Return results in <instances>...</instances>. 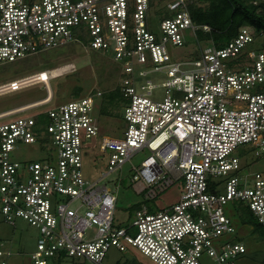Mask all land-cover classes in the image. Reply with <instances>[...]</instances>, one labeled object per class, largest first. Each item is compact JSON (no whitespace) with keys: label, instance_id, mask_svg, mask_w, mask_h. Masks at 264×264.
Masks as SVG:
<instances>
[{"label":"built area","instance_id":"obj_1","mask_svg":"<svg viewBox=\"0 0 264 264\" xmlns=\"http://www.w3.org/2000/svg\"><path fill=\"white\" fill-rule=\"evenodd\" d=\"M155 1L162 3L159 39L147 26L151 0H0V65L77 43L113 58L112 91L124 101L123 135L101 139L105 171L95 182L83 174L84 148L99 135L93 100L105 92L0 115L7 119L0 123V214L8 225L20 219L38 230L32 264L55 255L102 264L110 248L128 247L153 264H237L246 246L227 208L246 207L264 227V172L241 174L231 156L245 145L264 154L262 35L243 27L220 48H200L196 32L210 28L193 24L195 0ZM186 36L198 55L172 61L166 45L187 46ZM142 150L148 156L132 177L136 194L151 201L180 182L181 195L154 213L141 205L116 227V195L102 181ZM217 176L225 178L222 194L211 181ZM11 256L0 251V264Z\"/></svg>","mask_w":264,"mask_h":264},{"label":"rangeland","instance_id":"obj_2","mask_svg":"<svg viewBox=\"0 0 264 264\" xmlns=\"http://www.w3.org/2000/svg\"><path fill=\"white\" fill-rule=\"evenodd\" d=\"M264 2V0H261ZM162 3L151 0L148 11V30L158 39L161 38ZM262 36L259 37L256 46H260ZM87 40L86 37H83ZM188 45L175 47L167 44V51L172 61L193 60L198 55V48L192 36H186ZM205 43L200 44L203 48ZM64 65L72 68L55 77H51L48 85L43 82L26 83L29 77L42 72L50 71ZM150 78H152L150 76ZM119 79L117 64L111 56L102 55L82 45L74 43L52 51L43 52L32 57L20 60L13 64L0 65V88L14 82L23 81V86L16 91H5L0 93V115L9 111L42 102L47 99L48 91H51L50 102L39 106V109H49L61 103L75 99L74 90L80 89L79 97L87 96L96 89L105 93L113 90ZM117 93L115 98L109 99L102 96L94 98L93 113L98 119L99 135L86 142L83 158V174L88 182H95L105 171L104 161L98 151L100 141L103 137L120 139L124 130V101ZM25 113L24 116H28ZM23 115H17L19 117ZM14 117V118H15ZM11 119V118H10ZM7 120V119H5ZM5 120H0L5 122ZM27 153L21 150L17 159H23ZM29 155H33L29 152ZM148 156L146 150L135 154L125 163L121 169L110 174L102 184L112 190L116 195L114 211V226L125 227L129 224L133 215L134 207L146 205L151 213L175 204L182 192V184L176 183L160 193L154 200L144 201L142 194L134 191L132 177L140 163ZM232 158L239 161L240 173L253 174L264 172V154L257 156L252 147L245 145L237 148L231 154ZM230 177L236 176L231 173ZM215 191L224 193L225 178L212 177ZM227 216L235 224L237 235L245 241L246 253L237 261V264H261L259 259L264 254V240L256 241L255 237H249V229L239 226L237 223L238 212L227 208ZM39 232L23 220H16L13 225L4 222L0 214V251H10L12 256L8 264H32L30 255L36 250ZM257 252L260 256L256 259L251 254ZM262 254V255H261ZM47 264H91L82 257L65 258L58 255L48 259ZM102 264H153L149 259L132 248L121 252L116 248H110L102 261Z\"/></svg>","mask_w":264,"mask_h":264},{"label":"trees","instance_id":"obj_3","mask_svg":"<svg viewBox=\"0 0 264 264\" xmlns=\"http://www.w3.org/2000/svg\"><path fill=\"white\" fill-rule=\"evenodd\" d=\"M195 3L189 9L193 24L210 28L207 33L202 30L196 32L198 42H212L220 48L233 39L241 28L248 27L262 35L260 46L264 48V2L261 0H195ZM74 91L75 98H78L80 89ZM103 96L113 100L117 93L110 91ZM138 208L136 205L133 211ZM232 211L238 212L237 223L249 229V237H255L256 241L264 240V227L256 223L246 207L232 206ZM241 240L245 243L247 239ZM251 256L256 259L260 254L253 252ZM259 261L264 264V254Z\"/></svg>","mask_w":264,"mask_h":264},{"label":"bare ground","instance_id":"obj_4","mask_svg":"<svg viewBox=\"0 0 264 264\" xmlns=\"http://www.w3.org/2000/svg\"><path fill=\"white\" fill-rule=\"evenodd\" d=\"M71 68H72L71 65H64L62 67H59V68H56L50 71L42 72L37 75L29 77L26 83L43 82L46 85H48V81L51 77H55L67 70H70ZM21 86H23V81H20V82L17 81V82H14L8 85L7 87L3 86L2 88H0V93L5 92V91H16L19 88H21ZM48 92L49 93H48L47 99H49L51 96V91L49 90Z\"/></svg>","mask_w":264,"mask_h":264}]
</instances>
